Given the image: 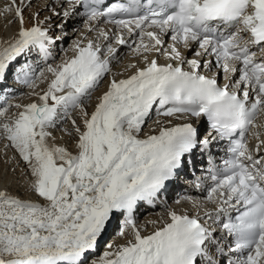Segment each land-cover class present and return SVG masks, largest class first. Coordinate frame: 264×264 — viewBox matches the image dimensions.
I'll use <instances>...</instances> for the list:
<instances>
[{"label": "snow or ice", "instance_id": "1", "mask_svg": "<svg viewBox=\"0 0 264 264\" xmlns=\"http://www.w3.org/2000/svg\"><path fill=\"white\" fill-rule=\"evenodd\" d=\"M30 2L9 0L0 9V15L15 12L20 24L16 38L0 45V83L14 62L34 51L45 66L37 70L25 62L16 79L34 93L39 83L47 81V88L35 93L38 103L0 108V137L27 165L28 187L44 203L0 190V264H218L217 258L264 264V132L258 131L264 129V0H123L105 7L103 0H67L72 10L84 8L87 31L95 36L74 41L73 55L56 64L48 62L54 40L43 22L24 26ZM70 14L65 10L66 18ZM101 21L116 31L94 26ZM117 45H128L144 67L129 65L135 72L124 79L113 75L89 112L87 102L112 73ZM193 45L188 59L181 48ZM153 53L174 63L149 59ZM205 55L214 57L226 80L239 71L238 79L219 85L204 72L213 66L201 62ZM11 108L22 110L9 115ZM153 113L158 128L145 132ZM161 117H205L216 135L202 137L191 122L169 120L167 126ZM62 120L71 121L76 154L49 143ZM249 135L258 141L254 149ZM216 138L228 141L229 156L209 168L207 200L215 214L167 209L144 234L134 218L138 205L154 204L186 157ZM119 216L118 234L126 243H108L91 258ZM207 220L224 236L218 238Z\"/></svg>", "mask_w": 264, "mask_h": 264}, {"label": "bare ground", "instance_id": "2", "mask_svg": "<svg viewBox=\"0 0 264 264\" xmlns=\"http://www.w3.org/2000/svg\"><path fill=\"white\" fill-rule=\"evenodd\" d=\"M42 1H44V5H46V2L49 0H42ZM50 1L51 2L48 8L51 7L52 10H54L53 8L58 7L60 9L59 10L60 20H58V22H61V24L64 23L65 25L64 28L69 27L71 28L70 29L71 31H73V29H77L78 36L75 40L80 39L84 35L88 36L89 38H93L95 36L94 32L88 33L87 31L86 28L87 19H85L80 14H78V12L70 14L66 18L64 16V12L65 10L69 11L70 8L66 7L65 9H61L64 6V4L60 0H50ZM8 2L9 0H0V9L6 7ZM24 26L27 28L33 25L31 24L30 21H27V19L24 18ZM42 26L47 29L45 25ZM94 26L110 29V30H112L113 28L111 25L101 24V22L98 25H94ZM19 28H20V24L15 16V12H11L7 15H0V45H6L7 42L13 41L17 36ZM112 31H116V28L114 27V30ZM124 35L131 44L133 38L130 37L127 34V32H125ZM163 39L166 42V46L172 43L171 39L167 35L164 36ZM71 45L70 47H68V52L67 54L64 55V58L66 56L71 57L73 55L71 51ZM118 46L119 45H117L116 47L118 48ZM196 50H197L196 45H193L190 49L181 48L183 55L188 59L193 58L194 52ZM153 58L157 59L160 64L174 63L173 61L166 59L163 55H157L156 53H153L152 55L149 56V59H153ZM200 59L202 63L207 60L213 61V66L211 67V70L209 71L208 69H205L204 70L205 74L212 75L213 72L219 70L217 67L214 66L215 64L214 57L205 55ZM19 60H20L19 63L15 64L14 62V64L12 65L15 66L14 67L15 73L13 74L14 76L13 78L16 77V70L25 62H28L34 66L35 65L38 66V70L39 68L45 66L43 61L36 57V53L34 51L28 55L22 56L17 61ZM132 64L137 65V67H144L143 58L133 53L128 45L120 46V48H118L116 58L112 60V73L109 74V76L104 80L103 85L95 93L96 98L92 102H90V104L87 105V110L89 112L94 110V106L97 103L98 97H100L107 90L108 83L112 79L113 75H115L116 79H124L134 74L135 69L128 67L129 65ZM12 66L9 68L8 73L11 69H13ZM8 73L5 81L3 83H0V100L5 97L3 95L5 92L7 93L6 95L11 99L8 102H6L5 106H7L9 103L13 105L20 104L22 106H26L30 103L39 102L38 96L35 93L42 94L43 91L46 90L47 88V81L43 83H39L34 93L32 89L28 87L26 88V86H24L21 82H17L16 80L14 81L11 80L7 82V79L10 78V75ZM237 77L239 76L235 74L230 79V81H235ZM11 84H14L15 87L10 86ZM21 110L22 109L11 108L9 111V115H14ZM156 118L157 117L155 113H153L152 119L148 122V125L145 127V132H149L151 128H158V126L154 123ZM160 120L162 123H164L167 126H171L178 123L191 122L186 117L182 119L161 117ZM169 120L171 121V125L168 124ZM77 123L79 124L81 123V121L77 120ZM201 124L202 122H200V125ZM64 129H67L69 132H72L73 135L72 136L67 135ZM262 130L263 129H258V131H262ZM52 133L55 139L49 140L50 144L54 143L57 146L66 147L73 154L77 153V149L75 146V133L70 120H68V123H64L63 120L59 122L57 127L52 130ZM255 142H257L256 139ZM222 144L223 141L221 139L219 138L213 139L210 144V147L212 148V152L213 153L215 152L216 146L221 147L223 146ZM198 151L199 149L191 155V157L193 158L192 165L196 164V162H198V160H200L201 158L202 159L204 158L203 156L205 155V152L200 151L198 153ZM186 172H188V170H186ZM29 180H30V175L28 174V167L25 164V162L21 159L18 152H16V150L10 146L9 142L6 139L0 137V190H7L10 192V194L18 195L22 199L43 204L44 201L41 198H39L35 193L33 194V192L29 189L28 187ZM178 180H182V179L178 178ZM189 182L190 181H186V180L185 182L181 181V183L178 186H176V180H175L172 183V189L166 192L164 202L158 204L156 206V209H149L144 207L139 208V210L137 211L136 219L138 218V216H142L141 217L142 223L141 225L138 226L145 229L144 234H147L148 232H151L153 230V224L151 223L152 221L159 222L162 216L166 218L167 209L176 210L178 213H188L189 215H196V214L202 215L205 214V212H212L215 214V206L207 200L206 189L203 187L187 188L186 184H189ZM211 184L212 182H208L207 187H210ZM183 193L188 194L189 197H191L192 199L191 200L185 199V197L188 196L184 197ZM30 195H32L33 197L31 196L32 197L31 198ZM193 200L198 202V206H194ZM122 224H123V216H119L117 220L112 221L109 227L110 230L108 228L102 240L98 242V246L96 250H98V247L104 241L103 239L108 235H111V238L109 239V241H107L104 244L105 246L104 251L108 250L106 247L108 243H112L114 247L126 243L127 237H121L118 234ZM102 253L97 255H93V253H91L92 254L91 258L95 259L100 255H102Z\"/></svg>", "mask_w": 264, "mask_h": 264}, {"label": "rangeland", "instance_id": "3", "mask_svg": "<svg viewBox=\"0 0 264 264\" xmlns=\"http://www.w3.org/2000/svg\"><path fill=\"white\" fill-rule=\"evenodd\" d=\"M50 2L51 1L49 0L46 2V5H44V1L42 0H31L30 4L24 8L23 15H24V18H26L27 21H30L32 25L36 23V20L38 18V20L43 22V25L47 27L49 35H51L54 40V44L52 45L51 48H55L56 50L58 49L57 53L55 52L56 54H55L54 59H52L50 63L56 64V63H60V61L64 59V55L67 54L68 52V47H70L71 43L73 44V42L76 41L75 39L78 36V32H77V29H73V31H71L70 30L71 28L69 27L64 28L65 27L64 23L61 24V22H58V20H60V13H59L60 9L55 6H54L55 8H53L54 10H52L51 7L48 8ZM65 8L63 6L61 9H65ZM120 46H124V45H119L118 48H120ZM19 62L20 60L16 61L15 64ZM12 67L14 68L15 66H12ZM8 81H11L10 78L7 79V82ZM103 83L104 81L102 82L101 86L103 85ZM10 86L15 87L14 84H11ZM95 98L96 96L94 94L92 99L87 102V105L90 104V102H92ZM73 116L78 121H80V119H78L79 116L77 113H73ZM63 121L64 123H68V120H63ZM31 196L32 195H30V197ZM141 217L142 216H138L137 218L138 220L136 219V221H138L137 222L138 225H141L142 223ZM110 238L111 236L108 235L105 239H103L104 241L100 244L98 249L104 251V247H105L104 244L107 241H109Z\"/></svg>", "mask_w": 264, "mask_h": 264}]
</instances>
